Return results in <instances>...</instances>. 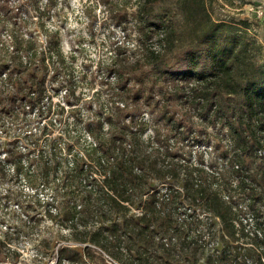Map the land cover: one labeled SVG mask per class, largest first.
<instances>
[{"label": "trees", "instance_id": "trees-1", "mask_svg": "<svg viewBox=\"0 0 264 264\" xmlns=\"http://www.w3.org/2000/svg\"><path fill=\"white\" fill-rule=\"evenodd\" d=\"M130 1L124 0L120 7L104 0L111 14L126 10ZM160 1L139 0L141 32L147 40L157 34L159 45L151 44L133 68L147 64L157 77L191 82L188 95L201 118L217 129L227 128L232 155L220 154L219 163L194 164L171 156L152 139L148 141L152 148L143 149L142 131L133 128L130 98L139 99L144 87L117 86L113 95L121 98L122 106L109 107L105 117L88 127L92 139H85L86 145L70 161L79 194L63 213V221L94 229L78 237L83 250L62 245L57 262L88 263L89 256L100 258L97 264H107L105 252L119 264H264V175L241 160L245 153L264 157L262 46L237 21L215 18L213 0H173L174 12L181 16L174 24L168 17L172 10L158 9ZM7 6L0 0V90L13 89V98L21 105L6 111L5 117L11 123L20 120L24 133L33 128L48 133L65 104L53 100L55 89L37 81L38 73L52 71L54 78H66L62 86L69 94L74 86L68 80L67 60L51 42L49 55L40 50L26 28L27 19L18 18ZM122 18L117 17L119 23ZM122 28L126 35V26ZM125 47L117 40L109 49L106 68L114 75L125 70L120 57ZM185 127L182 139L191 129ZM19 160L14 166L17 172L34 178L31 186L42 184L45 192L49 185L37 181L36 171L26 167L22 157Z\"/></svg>", "mask_w": 264, "mask_h": 264}, {"label": "rangeland", "instance_id": "rangeland-1", "mask_svg": "<svg viewBox=\"0 0 264 264\" xmlns=\"http://www.w3.org/2000/svg\"><path fill=\"white\" fill-rule=\"evenodd\" d=\"M5 1L16 16H21L18 18L27 19L26 28L36 38L40 50L49 55L50 42L60 49L67 60L68 80L74 90L67 94L62 86L67 83L66 78H54L52 71L46 75L43 71L38 73L37 81L44 80L48 88L55 89L52 98L62 101L65 111L55 116L57 120L48 133L27 128L30 136L23 132L20 120L11 123L5 117L6 111L21 105L20 100L13 98L15 91L0 90V264H60L57 254L62 245L83 250L84 244L78 237L89 234L94 227L68 226L62 218L79 194L78 180L70 175V161L73 153L86 145L85 139H92L88 127L105 117L109 107L122 106L121 98L113 95L119 85L144 87L139 99L130 98L133 128L142 131L143 149L152 148L148 142L152 139L171 156L189 159L194 164L219 163L220 154L232 155V143L223 140L221 128L201 118L195 100L188 95L187 85L191 82L157 77L147 64L133 68V62L142 61L151 44L159 45L157 34L147 40L141 32L139 0H131L119 14H111L104 0ZM111 1L122 7L124 0ZM172 4L173 0H161L157 5L161 11L172 10L169 24L181 20ZM211 12L217 19L237 21L243 31L260 43L264 57V0H213ZM115 15L123 17L120 23L126 26V35ZM117 40L126 44L120 56L126 66L120 76L106 68L109 49ZM35 119L32 122L37 124ZM107 125L105 122V129ZM183 125L191 128L186 139L181 137ZM7 157L10 159L5 160ZM21 157L26 167L36 171L37 181L42 179L49 185L43 190L47 193L41 192L42 184L32 187L31 182L36 180H29L14 168ZM241 160L254 173L264 175V157L245 153ZM216 222L219 225L218 219ZM220 241L224 245L222 238ZM88 259L87 264L101 261L98 257ZM200 262L204 263L205 257Z\"/></svg>", "mask_w": 264, "mask_h": 264}, {"label": "built area", "instance_id": "built-area-1", "mask_svg": "<svg viewBox=\"0 0 264 264\" xmlns=\"http://www.w3.org/2000/svg\"><path fill=\"white\" fill-rule=\"evenodd\" d=\"M221 135L223 137V140H225V142H230L231 143L227 128H225L224 131L221 130ZM262 149L259 150L260 153H262ZM104 254H105V260H106L107 264H119L118 261H116L112 256H110L109 254H107L105 252H104ZM85 263L87 264V262L83 263V262H80V261H71V260H68V259H64L62 262H60V264H85Z\"/></svg>", "mask_w": 264, "mask_h": 264}]
</instances>
